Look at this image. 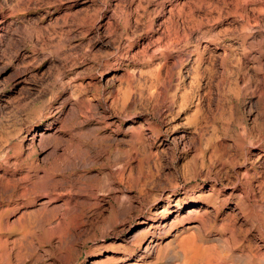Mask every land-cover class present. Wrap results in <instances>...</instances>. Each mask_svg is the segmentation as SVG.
I'll return each instance as SVG.
<instances>
[{
  "label": "rangeland",
  "instance_id": "obj_1",
  "mask_svg": "<svg viewBox=\"0 0 264 264\" xmlns=\"http://www.w3.org/2000/svg\"><path fill=\"white\" fill-rule=\"evenodd\" d=\"M193 243L264 264V0H0V264Z\"/></svg>",
  "mask_w": 264,
  "mask_h": 264
},
{
  "label": "bare ground",
  "instance_id": "obj_2",
  "mask_svg": "<svg viewBox=\"0 0 264 264\" xmlns=\"http://www.w3.org/2000/svg\"><path fill=\"white\" fill-rule=\"evenodd\" d=\"M176 34V33H175ZM65 54V53H64ZM180 58V57H179ZM68 59V58H67ZM180 60V59H179ZM182 61V59L180 60ZM75 152V151H74ZM77 153V152H76ZM79 155V153H77ZM77 156V155H76ZM194 244V243H193ZM195 245V244H194ZM196 249L197 250V253L195 254H198V260H199V263L198 264H229L228 262H223V261H220V260H217V257L215 258H212V257H207L205 254L202 253L203 249L202 247L198 246L193 248V250ZM204 256H206L204 258ZM220 258V257H218ZM197 260V261H198ZM190 262V261H189ZM189 264V263H188ZM194 264V263H193Z\"/></svg>",
  "mask_w": 264,
  "mask_h": 264
}]
</instances>
